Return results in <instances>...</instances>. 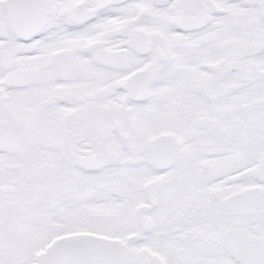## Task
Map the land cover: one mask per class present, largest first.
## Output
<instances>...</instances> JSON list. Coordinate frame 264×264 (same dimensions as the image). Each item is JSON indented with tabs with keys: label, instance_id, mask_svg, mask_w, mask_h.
I'll use <instances>...</instances> for the list:
<instances>
[{
	"label": "snow or ice",
	"instance_id": "1",
	"mask_svg": "<svg viewBox=\"0 0 264 264\" xmlns=\"http://www.w3.org/2000/svg\"><path fill=\"white\" fill-rule=\"evenodd\" d=\"M0 264H264V0H0Z\"/></svg>",
	"mask_w": 264,
	"mask_h": 264
}]
</instances>
